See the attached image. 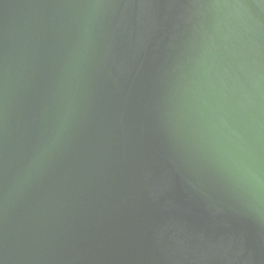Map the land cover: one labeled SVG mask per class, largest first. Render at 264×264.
<instances>
[{"label": "water", "instance_id": "water-1", "mask_svg": "<svg viewBox=\"0 0 264 264\" xmlns=\"http://www.w3.org/2000/svg\"><path fill=\"white\" fill-rule=\"evenodd\" d=\"M0 264H264V0H0Z\"/></svg>", "mask_w": 264, "mask_h": 264}]
</instances>
